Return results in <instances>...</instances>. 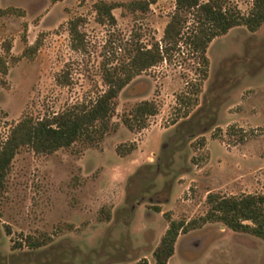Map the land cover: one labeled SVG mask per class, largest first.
<instances>
[{
  "label": "rangeland",
  "instance_id": "obj_1",
  "mask_svg": "<svg viewBox=\"0 0 264 264\" xmlns=\"http://www.w3.org/2000/svg\"><path fill=\"white\" fill-rule=\"evenodd\" d=\"M98 1L0 0L12 8L0 16L8 68L0 72V143L25 116L40 120L94 102L106 89V66L127 61L135 46L163 44L175 0H156L148 10L118 5L115 24L96 20ZM224 1L243 14L252 6ZM71 20H78L80 49L72 47ZM191 27L192 19L167 59L121 89L101 139L15 154L0 193V264L143 257L156 264L153 251L169 220H198L209 192L264 193V22L254 32L238 25L213 38L205 77L186 41ZM143 100L159 110L131 130L123 118ZM168 264H264V239L207 222L179 233Z\"/></svg>",
  "mask_w": 264,
  "mask_h": 264
},
{
  "label": "trees",
  "instance_id": "obj_2",
  "mask_svg": "<svg viewBox=\"0 0 264 264\" xmlns=\"http://www.w3.org/2000/svg\"><path fill=\"white\" fill-rule=\"evenodd\" d=\"M155 1L134 0L128 4H116L100 0L95 4L96 20L102 24H115L116 18L112 9L116 6L126 5L133 10H148L150 4ZM11 10L12 8L0 6V16ZM190 19L192 27L186 35V41L199 53L200 71L202 77H205L208 43L238 25H245L250 31H256L264 22V0H252L247 14L241 13L235 6L226 5L224 0H175L174 10L164 28L163 44L155 42L149 48L135 46L127 61L119 66H106L103 72L106 89L94 102L73 105L40 120L25 116L12 126L8 137L0 143V193L5 188L11 162L21 148L29 147L36 152L52 153L59 148L69 147L75 141L92 143L101 139L112 125L115 100L121 89L135 75L167 59L170 52L176 49L183 28ZM69 27L72 47L82 48L78 20H71ZM7 69L6 62L0 56V72L6 74ZM158 110L156 101L143 100L133 107L130 114L123 118V122L131 130H140L146 127L147 118L157 114ZM134 148L135 145L130 144L125 151L129 152ZM125 151L121 145L117 146L119 154L124 155ZM206 200L208 210L198 220H169L166 231L153 251L156 264H168L179 233H185L207 222L219 221L233 231L264 239V193L226 196L209 192ZM132 264H148V261L143 257Z\"/></svg>",
  "mask_w": 264,
  "mask_h": 264
}]
</instances>
